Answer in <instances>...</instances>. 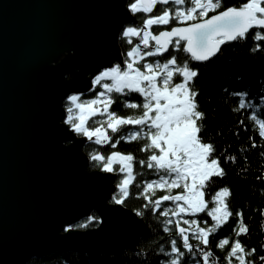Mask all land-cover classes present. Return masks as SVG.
<instances>
[{
    "label": "water",
    "instance_id": "water-1",
    "mask_svg": "<svg viewBox=\"0 0 264 264\" xmlns=\"http://www.w3.org/2000/svg\"><path fill=\"white\" fill-rule=\"evenodd\" d=\"M127 5L0 0V264L58 251L117 254L149 234L143 217L111 202L116 174L89 170L87 138L65 122L68 96L123 65L119 36L136 21ZM92 212L96 227H73Z\"/></svg>",
    "mask_w": 264,
    "mask_h": 264
},
{
    "label": "trees",
    "instance_id": "trees-1",
    "mask_svg": "<svg viewBox=\"0 0 264 264\" xmlns=\"http://www.w3.org/2000/svg\"><path fill=\"white\" fill-rule=\"evenodd\" d=\"M131 2L133 0H128V4ZM244 2L245 0H223L222 7L239 6ZM178 6L188 5H176L174 0H169L167 4H157L149 13L137 12L135 13L136 24L131 26L143 28V19L147 16L158 15L164 8H168L171 13ZM220 10L222 8L209 10L206 15ZM190 22L192 21L172 24L170 20L169 25L153 24L150 30L156 33L163 28ZM135 42V36H125L124 31L121 33L119 44L126 61L129 60L127 53ZM256 43L262 42L248 38L226 44L216 57L207 62L194 61L182 49L171 46L170 51L177 57L178 63L186 59L191 66L199 68V76L194 87L199 90L197 100L200 109L205 113L202 125L203 138L205 142L213 144L214 155L219 157L225 172L224 176L213 178L214 186L211 190L205 189L204 198L207 201V207L199 213H181L179 216L164 214L165 208L169 212L174 211L176 204L181 201H161L160 206L156 207L155 201L160 195H174L178 191H183L182 186L170 190L153 186L147 192L144 191L150 182L159 181L161 176L167 174L162 169L149 167L150 163L154 165L149 157L153 151L158 154L157 149L142 150L144 144L150 143L147 138L149 126L125 124L120 126L119 132H113L107 127L108 114L103 111V105L108 104L106 97H112V102L108 104L110 112H115L119 116L135 117L143 111L144 97L141 93L127 88L120 93L115 92L114 89L109 91L103 87L105 83H112V79L108 78L95 83L91 91L78 96V103L93 99L102 100L98 102L100 111L88 116L86 126L101 127L106 135L112 137L106 142H98L96 137H88L84 150L89 156V170L106 171L103 165L107 163V157L112 152L132 154L133 172L131 183L128 185L129 195L124 197L122 204L143 217L149 227V234L141 237L135 248L128 247L117 254L58 251L44 257L32 258L26 264H166L167 261L175 258V254L170 251L172 240L177 242L176 246L184 253V256L180 258L181 264H204L201 248L210 251L211 264H229V261L231 264H238L235 256L228 255L232 242L237 239L241 240L245 246L246 261H251L252 264H264V261L259 259L264 257V155H262L264 154V137H260L258 125L255 123L256 119H264V99H261L264 97V53L255 49ZM164 57L152 55L137 62L136 65L140 67L143 61L163 62ZM172 79L175 83L182 77L174 74ZM238 92H246L247 95L244 97L233 95ZM241 98L247 101L243 107L238 103ZM125 101H135L137 107L126 106ZM64 107L67 112L65 119L67 122L68 109L73 107V102L66 99ZM68 125L71 127L70 123ZM133 131L138 135L135 138L126 139ZM97 153L105 159H94ZM226 156L235 157V159H225ZM142 160L143 164L140 163ZM112 167L114 169L112 172L116 173V190L111 197V202L116 203L121 195L118 185L126 172L120 171V161L113 162ZM222 186L230 188L231 195L225 199L233 215H230L225 225L209 234V244L204 245L195 238L198 235L195 232L196 225L185 224L184 221L195 220L200 227L215 224L208 212L215 207L212 194ZM236 211H240L242 215L235 216ZM181 216L183 219H180ZM169 220L172 223H168ZM177 220L186 229L191 228L188 232L189 243L193 245L191 252L183 247L182 237L176 228ZM236 221L247 225L248 231L237 235L232 230L233 226L237 232L239 230L240 224ZM99 223V216L96 212H92L88 217L77 222L74 227L87 229L96 227ZM222 236L228 237L227 243L223 245L219 243ZM253 248L255 252L248 251Z\"/></svg>",
    "mask_w": 264,
    "mask_h": 264
},
{
    "label": "snow or ice",
    "instance_id": "snow-or-ice-1",
    "mask_svg": "<svg viewBox=\"0 0 264 264\" xmlns=\"http://www.w3.org/2000/svg\"><path fill=\"white\" fill-rule=\"evenodd\" d=\"M169 0H133L127 7L133 13H149L157 4H167ZM176 5H188L185 7H176L174 12L164 8L158 15H149L143 19L144 27L128 26L124 29L125 36H140V45L145 48L149 46L150 40L154 41L151 51H143L139 46H133L128 51L129 57L140 60L142 57L165 54L163 62H143L140 67H136L134 60L126 62L127 67L121 70L119 66L105 69L96 77L98 82L101 78L110 76L112 83H105L103 87L109 91L115 90L120 93L125 88L134 90L143 95V111L139 116H119L115 112H110L108 104L112 102V97L108 96V104L103 105V111L108 114L107 127L113 132H119L120 126L125 124H135L149 126L147 138L150 143L142 146V150L154 148L158 150L152 152L149 160L154 162L149 167L162 169L165 173L159 181H152L145 187L147 192L149 188L155 186L158 188L172 189L182 185L183 191H178L174 195H160L155 201L156 207L160 206L161 201H183L177 203L175 210L169 212L164 209V214L170 216H179L181 213H199L207 207L205 200V189L211 190L214 186V177L224 176V169L221 167L219 157L214 155V146L211 142H205L203 138L204 129L202 127L205 113L200 109L197 100L198 88L194 85L199 76V68L191 66L188 60L178 63L177 57L169 50V44L177 49H182L189 53L191 59L198 62L210 61L218 55L221 45L225 42L247 40L251 38L256 43L255 49L264 53V0H245L239 6L222 7L223 0H174ZM216 11L213 15H206L209 10ZM177 22L192 21L186 24L170 26L169 29L153 33L150 26L153 24L169 25ZM259 29V30H257ZM251 30V31H250ZM254 50V49H253ZM174 74H178L182 79L173 83ZM159 78V81L157 80ZM233 95L244 97L246 92H238ZM264 99V97H261ZM68 100L73 102V107L68 109L69 115L67 122L71 127L84 136L91 138L96 136L98 142H106L112 137L106 135L101 127L90 128L86 126L88 116L100 111V108L93 107L96 100H89L85 103H78L76 95L68 96ZM245 99H239L241 107L245 105ZM126 106L137 107L135 101H125ZM87 109V112H85ZM78 110V111H77ZM151 113V115H150ZM242 123V122H241ZM255 123L259 128L260 137H264V119H256ZM137 132H131L126 139L135 138ZM255 146V141H253ZM264 155V154H262ZM113 157H119L121 167L120 171L127 172L122 182L118 185L121 190L120 198L117 203H122L124 197L129 195L128 185L131 183L133 166L131 153L122 154L112 152L107 157V163L103 165L104 170L112 172ZM97 160L105 159L104 156L97 153L94 157ZM225 159H235V157L226 156ZM141 164L144 161H140ZM211 194V193H210ZM231 195L228 186H222L212 194V200L216 202L208 215L212 217L215 224L208 227H200L195 220H185V224L196 225V239L204 245L209 244V234L216 232L218 227L225 225L229 221L230 215H233L226 202V197ZM147 199V197H145ZM235 216H241L240 211L234 213ZM91 219V217L89 218ZM180 219H183L181 216ZM168 223H172L171 220ZM238 232L235 226L233 231L237 235L248 231L247 225L241 221ZM71 227V226H69ZM176 228L182 237L183 247L191 249L188 232L181 226L179 220L176 222ZM228 237L222 236L219 243H227ZM176 241H171V253L175 258L167 261L166 264H181L180 258L184 253L176 246ZM161 251L163 249L161 248ZM248 251L255 252V249ZM204 264H211L209 257L210 251L200 249ZM196 255V253H192ZM229 256H235L238 264H252L246 261L245 246L241 240H234L231 244ZM264 261V257H260ZM231 264V261H229Z\"/></svg>",
    "mask_w": 264,
    "mask_h": 264
},
{
    "label": "rangeland",
    "instance_id": "rangeland-1",
    "mask_svg": "<svg viewBox=\"0 0 264 264\" xmlns=\"http://www.w3.org/2000/svg\"><path fill=\"white\" fill-rule=\"evenodd\" d=\"M143 35V33H141V36ZM151 41V40H150ZM149 46H152V44L151 43H149ZM148 46V47H149ZM143 51H151V49L150 48H145V50H143ZM142 51V52H143ZM141 52V53H142ZM149 57V56H148ZM144 58H146V57H142V59H140V60H135V58L134 57H130V61L129 62H131V61H133L134 60V63H135V65H136V63L137 62H139V61H141V60H143ZM144 62V61H143ZM113 67H116V66H112V67H109V68H113ZM127 67V66H126ZM125 67V68H126ZM136 67H139V66H136ZM108 69V68H107ZM124 69V68H123ZM123 69H121V70H123ZM105 70V69H104ZM103 70V71H104ZM102 72V71H101ZM100 73V72H99ZM99 73H97L95 76H94V80H95V83H98V82H102L103 81V79H108V78H111L110 76H106V77H103V78H101L98 82L96 81V77L99 75ZM159 78H157V80H158ZM159 81V80H158ZM103 84H104V82H103ZM102 84V85H103ZM77 96V98H78V95H76ZM102 100L100 99V100H96V104H94L93 105V107H98L99 108V105L100 104H98V102H101ZM83 103H85V102H83ZM85 112H87V109H85ZM103 130V132H104V129H102ZM92 137H96L95 135H93ZM117 161H120V159H119V157H113V162H117ZM126 175H127V172H126ZM182 186V185H181ZM180 187V186H179ZM180 203H183V201H181ZM214 205L216 206V202L214 203ZM71 226H73V225H71ZM69 226H67V228H68Z\"/></svg>",
    "mask_w": 264,
    "mask_h": 264
},
{
    "label": "bare ground",
    "instance_id": "bare-ground-1",
    "mask_svg": "<svg viewBox=\"0 0 264 264\" xmlns=\"http://www.w3.org/2000/svg\"><path fill=\"white\" fill-rule=\"evenodd\" d=\"M138 214V213H137ZM46 256V255H45ZM31 260V259H30ZM29 262V261H28ZM27 263V262H26Z\"/></svg>",
    "mask_w": 264,
    "mask_h": 264
}]
</instances>
